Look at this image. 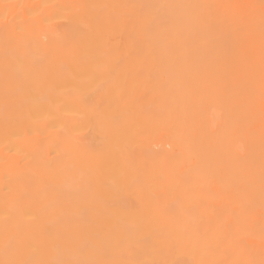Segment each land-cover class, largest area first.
<instances>
[{
	"label": "bare ground",
	"instance_id": "obj_1",
	"mask_svg": "<svg viewBox=\"0 0 264 264\" xmlns=\"http://www.w3.org/2000/svg\"><path fill=\"white\" fill-rule=\"evenodd\" d=\"M0 264H264V0H0Z\"/></svg>",
	"mask_w": 264,
	"mask_h": 264
}]
</instances>
